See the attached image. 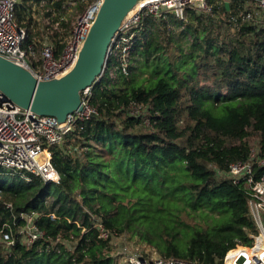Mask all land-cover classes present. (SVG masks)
I'll list each match as a JSON object with an SVG mask.
<instances>
[{
    "label": "trees",
    "instance_id": "16d2710c",
    "mask_svg": "<svg viewBox=\"0 0 264 264\" xmlns=\"http://www.w3.org/2000/svg\"><path fill=\"white\" fill-rule=\"evenodd\" d=\"M68 1L21 0L16 19L33 27L34 50L47 40L62 52L72 29L63 15ZM207 4L210 13L166 16L192 36L187 51L172 38L165 43L162 29L142 40L151 16L132 29L130 74L112 79L105 72L92 87L97 113L51 147L60 181L50 186L59 203L47 202L49 185L40 177L28 182L0 169V228L17 217L16 233L25 225L20 215L34 212L44 232L31 244L17 234L13 246L0 236V264H116L111 240L124 233L162 258L224 264L230 250L258 234L246 180L236 183L229 172L233 163L250 162L255 180L264 174V19L243 21L254 6L249 0ZM170 45L174 53L165 56ZM136 54L142 58L133 70ZM148 64L150 78L143 76ZM114 170L121 178L108 189ZM149 213L173 223L161 231L163 242L133 228L146 225ZM177 225L191 230L184 250Z\"/></svg>",
    "mask_w": 264,
    "mask_h": 264
},
{
    "label": "built area",
    "instance_id": "2783aa9c",
    "mask_svg": "<svg viewBox=\"0 0 264 264\" xmlns=\"http://www.w3.org/2000/svg\"><path fill=\"white\" fill-rule=\"evenodd\" d=\"M103 1L92 0L87 10L77 18L70 35L64 40L61 53L57 54L53 44L46 40L38 49L41 54L36 56L32 42L33 27L19 24L16 19L19 0H0V56L28 69L38 81L63 77L76 64L85 38ZM249 1L254 6L252 10H247L243 21L253 20L255 17L264 19V0ZM210 8L207 0L144 1L131 18L127 17L123 21L121 28L112 39L104 73L108 72L112 79H115L117 72L120 71L125 75L130 74L131 54L135 50L133 43L136 39L132 29L140 24L143 17L151 16L158 19L172 14L178 20H184L187 9L210 13ZM59 26L60 21L54 23L55 28ZM91 98L92 87H89L82 92L83 109L69 114L65 121L60 122L56 117L41 116L16 105L0 91V169L7 173L19 174L28 182L33 177H40L48 185L59 183L60 176L52 163L54 157L51 147L61 145L66 135L79 121L89 120L97 113ZM252 170L253 166L250 162L233 163L229 175L236 183L242 179L246 180L250 189L249 207L258 234L249 236V244L238 245L230 250L224 258V264H264V174L255 180ZM6 206L13 209L12 204L6 203ZM36 216L34 212L22 213L20 218L24 220L25 225L17 228L16 233L13 227L17 225V217H14V226L4 223L0 228L3 242L7 246H13L17 234L23 236L26 244L42 238L44 232L36 225ZM97 226L101 229L102 236L106 237L103 226L99 223ZM6 229L10 232L8 235L5 234ZM240 248L247 249L248 252L239 251ZM134 258L129 259V264H197L173 257Z\"/></svg>",
    "mask_w": 264,
    "mask_h": 264
},
{
    "label": "water",
    "instance_id": "95a60500",
    "mask_svg": "<svg viewBox=\"0 0 264 264\" xmlns=\"http://www.w3.org/2000/svg\"><path fill=\"white\" fill-rule=\"evenodd\" d=\"M144 1L104 0L76 64L59 79L38 81L28 69L0 56V91L24 109L65 121L69 114L83 109L82 92L94 87L104 75L112 39L129 13Z\"/></svg>",
    "mask_w": 264,
    "mask_h": 264
},
{
    "label": "rangeland",
    "instance_id": "374dc122",
    "mask_svg": "<svg viewBox=\"0 0 264 264\" xmlns=\"http://www.w3.org/2000/svg\"><path fill=\"white\" fill-rule=\"evenodd\" d=\"M21 2V0H19ZM70 5L69 8L63 13L64 15V21L68 23L70 28H72L73 24L76 22L77 18L87 10L89 5L91 4V1L89 0H69L66 4ZM43 5V4H42ZM80 5H85V10L82 12L79 9ZM168 18V17H167ZM167 18H158L155 19L154 17L151 18V24H149L148 28L149 30H146V35L145 37H142L141 39L147 40V38L150 36H153V32H157V29H162V40L165 41V43L169 40V38H172L174 43L177 45V47H180L183 49V51H187V48L189 46V42L192 40V36L190 37L188 34H184V27L179 24V21L177 19H174L173 17ZM156 30V31H155ZM152 31V33H150ZM171 45L167 47L168 53L165 54L167 56L170 52H173V49H170ZM41 54L40 50H35L34 55L39 56ZM142 57L138 56L137 54L133 58L132 64L134 65L133 70H135V67L139 65L137 63L138 59ZM146 72L144 73V77L150 78L153 73H152V65L148 64L145 65ZM147 84V83H146ZM134 114H138L139 110L135 111V109L132 111ZM3 171V170H2ZM114 175L112 177L109 176V182L107 184V188L110 189L111 187L109 186H115V182L118 181L115 178H121L120 174L117 175V171L114 170ZM6 176H11V177H21L19 174H14V173H7L4 171V174ZM10 178L8 179V181ZM119 184V182H118ZM120 186L121 190L123 191L125 188V185L123 181H120ZM106 189V188H105ZM113 191H115L112 188ZM46 200L50 204H56L59 203L61 200L60 196L56 193V190L54 187L49 185V188L47 190V195H46ZM157 214H152L149 213V216L147 218V224L146 225H140L139 223H135L133 228L140 230L142 232H145L153 238L159 240L160 242H163L162 240V234L161 231L164 230L166 225L173 224L171 221H169V218H160L157 217ZM193 223V222H192ZM191 232L189 228H185L183 225H177L176 230L174 231L176 240L178 241V244L181 246V249H185L188 243V238ZM0 234H2L0 232ZM109 236V235H108ZM107 237V236H106ZM24 240V238H23ZM111 246L112 249L115 250V253L112 252L113 257L116 259V264H129V259L132 257L136 258H157L159 256V252L157 251L156 247L149 246L147 245L144 241H141L138 236L131 235L129 233H124L120 236H114L112 237L111 240Z\"/></svg>",
    "mask_w": 264,
    "mask_h": 264
},
{
    "label": "bare ground",
    "instance_id": "6f19581e",
    "mask_svg": "<svg viewBox=\"0 0 264 264\" xmlns=\"http://www.w3.org/2000/svg\"><path fill=\"white\" fill-rule=\"evenodd\" d=\"M143 2H141V3H139V5H137L130 13H129V15H128V18H131L133 15H134V13L138 10V8H139V6L142 4ZM239 251H242V252H244V253H247L248 252V250L247 249H242V248H240L239 249ZM232 254V253H231ZM230 254V255H231ZM228 259H230L229 257H228ZM233 260V259H232Z\"/></svg>",
    "mask_w": 264,
    "mask_h": 264
}]
</instances>
